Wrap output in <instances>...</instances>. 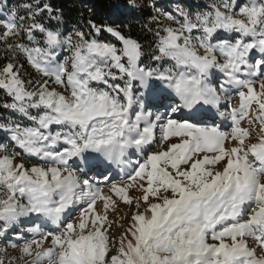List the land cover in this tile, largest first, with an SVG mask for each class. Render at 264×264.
<instances>
[{"label":"snow or ice","instance_id":"obj_1","mask_svg":"<svg viewBox=\"0 0 264 264\" xmlns=\"http://www.w3.org/2000/svg\"><path fill=\"white\" fill-rule=\"evenodd\" d=\"M114 7L0 2V264H264V0Z\"/></svg>","mask_w":264,"mask_h":264},{"label":"trees","instance_id":"obj_2","mask_svg":"<svg viewBox=\"0 0 264 264\" xmlns=\"http://www.w3.org/2000/svg\"><path fill=\"white\" fill-rule=\"evenodd\" d=\"M2 2V0H0ZM24 0H8V6L23 3ZM58 6L62 7L65 12V26L70 29L73 24L78 22L86 23L90 16L89 9H91V18L97 23L114 24L121 23L130 24L132 26L131 34L143 39L142 33L139 31V22L143 20L144 15L149 11L146 7L143 12L137 11L132 14L121 15L114 7L116 4L124 3L125 0H53ZM165 6L171 5L175 0H160ZM144 0H137L138 5H143ZM83 13L81 17L80 13ZM55 23V22H53ZM107 38V34H104ZM2 243V241H0ZM15 254V253H13Z\"/></svg>","mask_w":264,"mask_h":264}]
</instances>
